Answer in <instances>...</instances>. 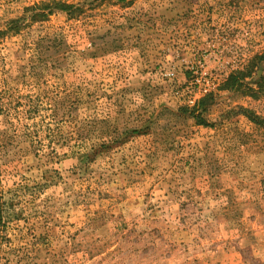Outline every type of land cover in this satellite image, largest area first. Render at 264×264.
Masks as SVG:
<instances>
[{
    "label": "rangeland",
    "instance_id": "1",
    "mask_svg": "<svg viewBox=\"0 0 264 264\" xmlns=\"http://www.w3.org/2000/svg\"><path fill=\"white\" fill-rule=\"evenodd\" d=\"M261 55L264 0H0V264H264Z\"/></svg>",
    "mask_w": 264,
    "mask_h": 264
},
{
    "label": "trees",
    "instance_id": "2",
    "mask_svg": "<svg viewBox=\"0 0 264 264\" xmlns=\"http://www.w3.org/2000/svg\"><path fill=\"white\" fill-rule=\"evenodd\" d=\"M260 57L262 59H264V55H261ZM253 66L254 65L252 64L251 66H248L244 70H238V71L230 74L229 78L227 79L226 86H229L230 88H237L240 85H242L244 83L245 78H247L248 76L251 75ZM262 80H264V75H262ZM263 85H264V83L261 86H263ZM208 99H209V97L206 96V98H204L203 100L200 101V103L197 107L201 106L202 104L205 105L207 103Z\"/></svg>",
    "mask_w": 264,
    "mask_h": 264
}]
</instances>
